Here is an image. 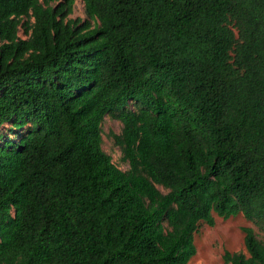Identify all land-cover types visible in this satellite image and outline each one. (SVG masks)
<instances>
[{
	"label": "trees",
	"instance_id": "1",
	"mask_svg": "<svg viewBox=\"0 0 264 264\" xmlns=\"http://www.w3.org/2000/svg\"><path fill=\"white\" fill-rule=\"evenodd\" d=\"M81 1L0 0V264H188L264 220V0ZM242 232L223 264H264Z\"/></svg>",
	"mask_w": 264,
	"mask_h": 264
},
{
	"label": "rangeland",
	"instance_id": "2",
	"mask_svg": "<svg viewBox=\"0 0 264 264\" xmlns=\"http://www.w3.org/2000/svg\"><path fill=\"white\" fill-rule=\"evenodd\" d=\"M42 1V0H41ZM69 18L74 20H86L84 5L81 0H74L72 14ZM93 25V23H92ZM22 30L19 35L22 36ZM129 110H134L130 104ZM7 126L3 128L7 130ZM102 131V149L110 156L112 163L121 171L129 169L128 164L123 160V154L119 146L115 144L113 135H120L122 124L111 115H106L101 124ZM161 192H165L161 187H157ZM214 226H207L205 223H199L198 230L194 234L195 255L188 264H223V253L243 252V232L242 228H251L259 240H264V220L252 223L247 221L241 214L230 217L226 220L214 216Z\"/></svg>",
	"mask_w": 264,
	"mask_h": 264
}]
</instances>
